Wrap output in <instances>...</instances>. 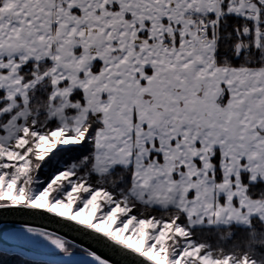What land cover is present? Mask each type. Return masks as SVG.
<instances>
[{"label":"snow or ice","instance_id":"1","mask_svg":"<svg viewBox=\"0 0 264 264\" xmlns=\"http://www.w3.org/2000/svg\"><path fill=\"white\" fill-rule=\"evenodd\" d=\"M4 211L142 264H264V0H0Z\"/></svg>","mask_w":264,"mask_h":264},{"label":"water","instance_id":"2","mask_svg":"<svg viewBox=\"0 0 264 264\" xmlns=\"http://www.w3.org/2000/svg\"><path fill=\"white\" fill-rule=\"evenodd\" d=\"M25 226H34L54 231L64 236L79 247L82 252H73L71 257L62 253L38 250L24 243L17 237L8 241L0 235V251L5 253H18L24 257L49 262L52 264H82L86 259L83 250H92L111 262V264H142V258L134 256L119 247L113 246L100 235L84 230L74 222H68L63 218H57L44 212H0V232L7 230L22 231ZM87 259H91L90 257Z\"/></svg>","mask_w":264,"mask_h":264},{"label":"trees","instance_id":"3","mask_svg":"<svg viewBox=\"0 0 264 264\" xmlns=\"http://www.w3.org/2000/svg\"><path fill=\"white\" fill-rule=\"evenodd\" d=\"M49 172H50L49 168H44L42 170V174H41L42 178H46L47 174ZM26 233H27L26 231L18 232L19 236L20 235H25ZM48 246L47 247L50 250L46 249L47 251L60 253L58 250H55L54 247L50 245V243H48ZM70 251H72V252H82V250L79 247H77V246L75 248L70 249ZM0 264H52V263L43 262V261H36V260L30 259V258L24 257V256H22V255H20L18 253H5V252H1L0 251Z\"/></svg>","mask_w":264,"mask_h":264},{"label":"rangeland","instance_id":"4","mask_svg":"<svg viewBox=\"0 0 264 264\" xmlns=\"http://www.w3.org/2000/svg\"><path fill=\"white\" fill-rule=\"evenodd\" d=\"M3 237L5 239H7L8 241L14 240L17 237L19 240L23 241L24 243H26L28 245H31V246L37 248L38 250H40V249L45 250V251L50 250L48 248L49 246H48L47 241H44L43 238L37 237L33 234L26 233L25 235L19 236V234L16 230H7V231H4Z\"/></svg>","mask_w":264,"mask_h":264},{"label":"bare ground","instance_id":"5","mask_svg":"<svg viewBox=\"0 0 264 264\" xmlns=\"http://www.w3.org/2000/svg\"><path fill=\"white\" fill-rule=\"evenodd\" d=\"M0 235H2V236H3V235H4V231H1V232H0Z\"/></svg>","mask_w":264,"mask_h":264}]
</instances>
